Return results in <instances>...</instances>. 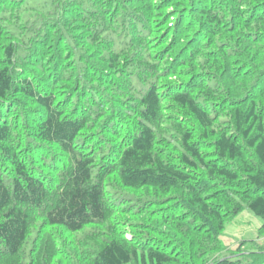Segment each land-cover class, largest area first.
<instances>
[{
	"label": "trees",
	"instance_id": "1",
	"mask_svg": "<svg viewBox=\"0 0 264 264\" xmlns=\"http://www.w3.org/2000/svg\"><path fill=\"white\" fill-rule=\"evenodd\" d=\"M243 210L264 0H0V264H264Z\"/></svg>",
	"mask_w": 264,
	"mask_h": 264
},
{
	"label": "rangeland",
	"instance_id": "2",
	"mask_svg": "<svg viewBox=\"0 0 264 264\" xmlns=\"http://www.w3.org/2000/svg\"><path fill=\"white\" fill-rule=\"evenodd\" d=\"M262 220L247 210L231 221L224 231L222 242L231 250L240 248L243 253L253 251L258 247L264 248V234L260 232ZM241 241H247L241 246Z\"/></svg>",
	"mask_w": 264,
	"mask_h": 264
}]
</instances>
